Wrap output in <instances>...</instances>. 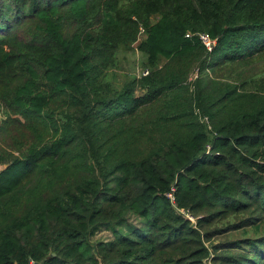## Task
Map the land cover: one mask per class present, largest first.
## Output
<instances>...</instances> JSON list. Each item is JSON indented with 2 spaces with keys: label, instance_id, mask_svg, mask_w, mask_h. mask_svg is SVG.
<instances>
[{
  "label": "trees",
  "instance_id": "16d2710c",
  "mask_svg": "<svg viewBox=\"0 0 264 264\" xmlns=\"http://www.w3.org/2000/svg\"><path fill=\"white\" fill-rule=\"evenodd\" d=\"M259 64L264 0H0V264H264Z\"/></svg>",
  "mask_w": 264,
  "mask_h": 264
},
{
  "label": "rangeland",
  "instance_id": "374dc122",
  "mask_svg": "<svg viewBox=\"0 0 264 264\" xmlns=\"http://www.w3.org/2000/svg\"><path fill=\"white\" fill-rule=\"evenodd\" d=\"M157 19L158 17H154L153 21H156ZM145 37L146 35L140 32L138 41L133 45L134 49L129 51H120L118 54L116 67L108 71L107 76L109 78H112V81L116 84L117 87H121L129 79L140 78L144 75L143 72L147 69L145 66L147 56L138 49V45ZM259 66L264 67V64H259ZM193 78L194 75L192 74V77L189 78V81H193ZM224 80L227 79L225 78ZM137 94H143V90H138ZM6 116V113H4L3 109L1 108L0 120L5 119ZM22 135L24 134L22 133ZM19 138H21V135H19V133L17 132L14 133L12 139H10L9 135H4L2 138L0 137V146L6 150H10L11 141L15 142ZM2 168L3 165H0V171ZM128 218L133 224H139V220L134 215L131 214ZM120 227H122L124 230L127 229L123 225H121ZM235 236H239V233ZM93 238L94 240H108L113 238V233L109 229H101Z\"/></svg>",
  "mask_w": 264,
  "mask_h": 264
},
{
  "label": "built area",
  "instance_id": "2783aa9c",
  "mask_svg": "<svg viewBox=\"0 0 264 264\" xmlns=\"http://www.w3.org/2000/svg\"><path fill=\"white\" fill-rule=\"evenodd\" d=\"M144 32V29H141V33ZM200 39L202 40V42L204 43V45L206 46V48L209 50V51H213L215 45H216V39H213L211 38L208 34L206 33H200ZM149 73L148 70H145L143 72L144 75H147ZM194 75V78L193 80L197 77V72L193 74ZM174 191V189H173ZM170 192L168 194L169 198L174 201L175 197H174V193ZM180 212L185 216L187 217L188 219H190L191 221L193 222H196V218L191 214L189 213L188 211H185V210H180Z\"/></svg>",
  "mask_w": 264,
  "mask_h": 264
}]
</instances>
